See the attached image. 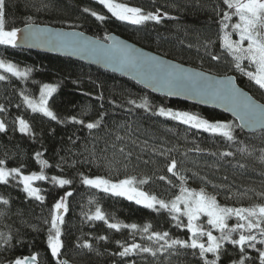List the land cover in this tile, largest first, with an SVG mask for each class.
I'll use <instances>...</instances> for the list:
<instances>
[{
	"label": "trees",
	"instance_id": "obj_1",
	"mask_svg": "<svg viewBox=\"0 0 264 264\" xmlns=\"http://www.w3.org/2000/svg\"><path fill=\"white\" fill-rule=\"evenodd\" d=\"M7 2V20L13 26L21 28L25 23H38L78 28L103 40L115 33L169 59L217 75H235L244 89L264 102V89L235 68L223 47L217 11L227 9L221 0H118L145 11L160 9L169 13L160 23L150 21L143 25L120 21L96 0ZM85 8L90 11L84 12ZM91 11L105 13L106 19H97ZM235 20L234 17L232 23ZM235 36L233 33L232 39ZM0 58L31 69L26 80L10 73H5L7 79L0 80V118L7 126L6 131H0V160H5L8 168H21L25 175L43 171L49 177L72 181L63 188L52 185L49 180L35 181L34 186L43 190L44 201L27 197L17 180L10 178L7 185L0 183V195L9 200L8 205L0 203V231H11L13 236L11 247L0 246V264L33 253L38 254L39 264H55L46 243L49 225L44 221L50 218L54 203L69 191L73 195L68 197L69 211L62 226L65 248L61 259H68L72 264H132L133 261L135 264H201L191 250L179 246L159 251L156 256L151 253L114 255L122 250L116 242L131 243L133 236L130 229L117 231L108 228L107 223H136L141 227L151 224L150 231H166L171 238L179 239H189L190 232L186 227L177 226L166 210L155 212L126 197L89 187L81 182V176L151 177L142 189L169 201L179 194L178 177L167 171L175 159L177 171L188 177L187 187L205 188L209 194L216 195L221 205L248 207L264 203L258 196L264 193V160L261 159L264 133L261 131L247 133L234 127L235 139L228 140L191 128L159 115V108L194 113L214 122L238 123L219 110L152 94L132 80L71 58L5 45H0ZM244 66L253 70L247 61ZM43 84L57 86L49 100L57 120L33 112L24 102V96L38 98ZM145 99L151 110L138 107ZM101 116L100 127L92 130L71 119L84 120L86 125L100 120ZM19 118L29 123L31 133L19 131ZM161 152L167 154L161 155ZM229 152L232 155H223ZM36 153L50 166L39 163ZM96 206L106 214L107 223L87 219ZM181 219L186 223V217ZM228 223H236L235 218ZM213 233L219 235L215 230ZM102 236L107 239H100ZM233 238L238 235L234 234ZM84 241H89L92 247H80ZM134 242L154 249L159 247L139 232ZM262 247L257 243V248ZM246 252L253 259L245 264H259L255 249H246ZM240 255L238 246L225 243L219 264H232ZM208 257L211 259L212 254Z\"/></svg>",
	"mask_w": 264,
	"mask_h": 264
},
{
	"label": "snow or ice",
	"instance_id": "obj_2",
	"mask_svg": "<svg viewBox=\"0 0 264 264\" xmlns=\"http://www.w3.org/2000/svg\"><path fill=\"white\" fill-rule=\"evenodd\" d=\"M98 4L105 7L113 17L120 21L129 22L133 25H143L147 22H162L169 13L156 11H145L141 7L130 6L127 3L118 2V0H96ZM226 7V11L220 9L217 15H220L221 31L223 32V47L231 56L236 69L247 76L249 80L254 81L260 89H264V0H221ZM7 0H0V45L16 48L20 43L36 44L48 43L54 46L71 48L74 51L86 52L92 55L102 57L116 64L121 69L130 71L141 70L149 74L151 79L169 89V95L179 94V91H191L206 100H219L224 103L228 110L233 112L240 121L238 125L223 121L211 122L206 118L186 112L173 109L159 108V115L166 116L172 120L179 121L191 128L200 129L213 135H220L228 140H234V127L241 129L247 127L258 129L264 133V104L255 101L251 96L246 95L240 88L233 83L232 77L214 81L202 73H188L180 66H164L162 62L157 61L155 57L146 59L142 54L132 49L123 42L116 40L115 37L108 36L106 39L113 41L111 46L98 45L86 40L82 33L77 32H51L47 28L40 27L35 23H25L23 28L13 26L7 20ZM88 8L84 12H89ZM91 15L104 21L106 18L95 11ZM236 18L232 23L233 18ZM31 19V18H29ZM23 35L21 36V33ZM238 35V39H232V35ZM207 43H212L208 41ZM219 59V57H213ZM253 70H247L244 62ZM31 69H20L16 64L0 58V80L7 79L5 73H10L15 77L27 79ZM57 86L52 84H43L40 89L38 101L24 96V102L33 112L43 113L52 120H57V115L49 108L48 99L56 92ZM102 99V96L100 97ZM135 104V101H130ZM2 107V106H0ZM138 107L151 110L145 99ZM73 122L86 126L87 129H97L100 127L103 117L95 122H88L85 125L84 120H77L71 117ZM19 131L21 133H31L29 123L20 118ZM6 124L0 120V131H6ZM155 151V149H154ZM166 155V152H161ZM230 156L232 153H224ZM41 154L36 153V158L42 165L48 167V161L40 159ZM264 160V156L261 157ZM6 161L0 160V183L7 185L9 179L17 180L22 184V191L27 197L35 198L38 201H44L42 189L35 187V181L49 180L54 186L63 188L70 185V179L52 176L49 177L43 171L32 172L25 175L21 168H8ZM22 167V166H21ZM167 171L177 176L179 184V194L169 201L158 198L155 194H150L142 189V185L147 184L151 177L124 176L123 178H112L105 175L81 176V182L89 187L102 190L116 196L126 197L129 201H134L137 205H142L155 212L166 210L176 221L177 226L186 227L190 232L189 239L171 238L168 232L150 231L151 224L143 227L136 223L122 224L107 223V216L99 206L87 219L96 221H105L107 227L119 231L122 228L130 229L133 236V242L123 243L117 241L122 248L115 253L120 257H128L137 253H151L156 256L159 251L174 249L179 246L185 250H191L194 256H198L201 264H219L225 243L238 246L241 253L238 260H233L232 264H245L246 261H252L246 249H255L258 253L259 264H264V247L257 248V243L264 245V203H257L248 207H229L221 205L216 195L209 194L205 188L192 189L187 187L188 177L177 171V161L171 160ZM165 179V177H160ZM171 184V181H168ZM72 192H65L55 203L50 211V218L44 221L49 225L47 231V246L50 254L55 258V264H69L67 259H61L62 249L65 248V236L63 231L64 216L69 211L68 197ZM258 196L264 199V193ZM0 203L8 205L9 200L0 195ZM90 203H92L90 201ZM186 217V223L181 219ZM202 217H207L206 221ZM235 218L236 223L229 225L228 221ZM213 230L219 235H214ZM139 232L145 234L149 241H155L159 247L153 248L143 246L134 242L135 234ZM234 234L238 238H233ZM206 238V239H205ZM13 239L11 231H0V246L8 245L11 247ZM106 240V236L100 237ZM22 243V241H18ZM162 242V243H161ZM82 248H91L89 241H84L79 245ZM212 254V258L208 257ZM38 254L33 253L30 256H17L7 264H37ZM135 264V261L132 262Z\"/></svg>",
	"mask_w": 264,
	"mask_h": 264
},
{
	"label": "water",
	"instance_id": "obj_3",
	"mask_svg": "<svg viewBox=\"0 0 264 264\" xmlns=\"http://www.w3.org/2000/svg\"><path fill=\"white\" fill-rule=\"evenodd\" d=\"M35 24L40 26V27L47 28L48 30H50L53 33H55V32L82 33L84 38H86V40L94 42L98 45H104L106 47L111 46L113 43V41L110 39L103 40V39L97 38V37H95L89 33H86L84 31L78 29V28L57 27V26L38 24V23H35ZM23 27L21 26V28H23ZM22 35H23V32L21 33V36ZM108 36L115 37L116 40H119V41L123 42V44L130 46L132 49H134L138 53L142 54L146 59H151L152 57H155L157 59V61L162 62V64L164 66H169V67L170 66H180L188 73H202L204 76L210 77L214 81H219V80L225 79L227 77H232L233 83L238 88H240L246 95L251 96L258 103L264 104V102L260 101L259 99H256V97L251 92H249L247 89H244V87H242L238 83L235 75L213 74V73H210L208 71L201 70L200 68L181 63V61L179 62V61H176V60L171 59V58L169 59V57H166L162 54H159V53L154 52L150 49H147V48L139 45L138 43L133 42L129 39H126L125 37H122V36L117 35L115 33L108 34L106 37H108ZM17 48H20V49L23 48L26 50H32V51L52 54V55H56V56H60V57H67V58H71V59L83 62V63H85V65L87 64V65L96 66L98 68L104 69L106 71L115 73V74L120 75L124 78L132 80L133 82H135V84L140 85L141 87H143L144 89H146L148 92H150L152 94L165 96V97L171 98V100L177 99V100L192 103V104H195V105H198L201 107L216 109V110H219V111L225 113L226 115L230 116L231 118H233L238 124L240 123V121L236 118L235 114L233 112L229 111L228 107L224 103H222L221 101H219V100H206V98H204V97H202V96H200L194 92H191V91H179V94L169 95V89H167L166 87H162L161 85L155 83L151 79L149 74L144 72V71H141V70L130 71L128 69H121L116 64H114L111 61L106 60L102 57L92 55V54L86 53V52L74 51L71 48H67V47L54 46V45L48 44V43H36V44L20 43V46ZM243 130L247 133H256V132L260 131L258 129H250L247 127L243 128ZM68 262H69V264H72L69 260H68ZM37 264H39L38 261H37Z\"/></svg>",
	"mask_w": 264,
	"mask_h": 264
},
{
	"label": "rangeland",
	"instance_id": "obj_4",
	"mask_svg": "<svg viewBox=\"0 0 264 264\" xmlns=\"http://www.w3.org/2000/svg\"><path fill=\"white\" fill-rule=\"evenodd\" d=\"M130 6H134V5H131V4H129ZM95 12H97L98 14H100V15H106L105 13L104 14H101V13H99L98 11H95ZM236 38H235V40L236 39H238V35H236L235 36ZM8 61V60H7ZM12 63H14V64H16L15 62H13V60L11 61ZM17 65V64H16ZM18 66V65H17ZM19 67V66H18ZM20 69H24V68H21V67H19ZM52 85H54V84H52ZM30 98H32V97H30ZM33 99H35V100H37L38 101V99H39V97L38 98H33ZM49 100H50V97H49V99H48V106H49V108L52 110V108L50 107V104H49ZM166 109H168V108H166ZM171 109V108H170ZM173 110H175V109H173ZM53 111V110H52ZM178 111H180V110H178ZM194 114V113H193ZM202 118V117H201ZM20 119V118H19ZM19 119L17 120V121H19ZM0 120H1V118H0ZM209 121H211V120H209ZM211 122H214V121H211ZM223 122H227V121H223ZM229 123V122H228ZM18 128H19V123H18ZM206 219H207V217H202V220L203 221H206ZM214 235H215V233H213Z\"/></svg>",
	"mask_w": 264,
	"mask_h": 264
}]
</instances>
